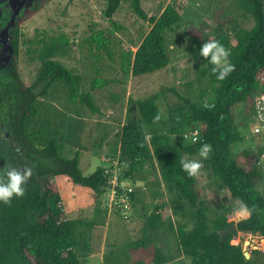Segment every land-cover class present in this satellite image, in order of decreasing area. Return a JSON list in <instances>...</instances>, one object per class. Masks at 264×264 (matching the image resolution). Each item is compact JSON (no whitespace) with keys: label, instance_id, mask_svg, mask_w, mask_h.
<instances>
[{"label":"trees","instance_id":"1","mask_svg":"<svg viewBox=\"0 0 264 264\" xmlns=\"http://www.w3.org/2000/svg\"><path fill=\"white\" fill-rule=\"evenodd\" d=\"M102 1L104 15L113 21L123 0ZM238 3L246 15L254 17L251 29L235 25L230 31L220 26L214 36L202 32L190 34L197 79L206 80L211 89L202 91L200 98L195 99L179 95L182 102L166 106L167 114L157 104L160 93L137 101L139 118H130L122 130L117 157L129 165L132 176L146 167L158 169L167 182L171 208L182 218L178 225L172 218L166 219L164 203L150 215H144L141 237L135 245L131 243V248L154 247L155 254L149 263L137 264L169 263V256L157 244L159 232L167 223L177 251L190 257L192 264H252L243 246L233 244L232 238L238 233L264 238V193L258 190L264 173L255 165L258 154L245 150L236 157L233 153V146L243 141L233 109L264 88V0H238ZM132 6L141 18L149 19L152 27L137 50L128 47L122 51L120 69L127 77L156 74L170 64L168 35L175 31L181 15L173 4L159 17H148L142 0H132ZM13 32L12 44L18 55L23 35L21 23H17ZM96 35L89 39L92 40L89 51L95 45L97 61L102 51L114 60L110 36H105L104 31ZM209 40H218L228 49L229 62L235 66L223 80L212 72L214 65L199 56L200 46ZM69 46L70 40L61 34L43 37L28 47L29 61L38 64L36 78L30 84L21 80L15 60L0 74V127L10 132L9 139L16 145L14 152L24 154L33 166V176L22 185L23 195L13 194L8 203L0 201V264H85L79 255L78 230L82 222L66 217L68 197L77 188L102 194L108 187L109 174L106 167H98L86 175L80 167L79 154L74 158L62 154L61 137L43 138L28 129L29 121L40 116L39 99L48 98L56 85L67 89L68 101L83 104L94 114L101 113L92 92L81 91L78 74L57 59L68 52ZM110 83L95 79L91 87L98 90ZM171 91L176 93L174 89ZM206 98L208 105L204 104ZM196 129L200 132L199 140L185 143V133ZM204 143L211 145V152L204 159L205 169L215 177L220 191H228L246 207L247 218L230 221L228 216L234 211L225 205L223 212L212 218L210 206L196 189L197 175L189 176L182 169L181 161L199 155ZM17 165L0 142V182H6V172L17 169ZM133 197L137 199L136 192Z\"/></svg>","mask_w":264,"mask_h":264},{"label":"rangeland","instance_id":"2","mask_svg":"<svg viewBox=\"0 0 264 264\" xmlns=\"http://www.w3.org/2000/svg\"><path fill=\"white\" fill-rule=\"evenodd\" d=\"M169 4L175 5L181 15L175 31L168 35L170 64L167 69L142 77H127L120 69L122 51L128 47L137 50L152 27L149 19L144 20L135 12L132 0L122 1L113 21L104 15L105 2L102 0H29L26 8L24 7L25 11L20 19L23 33L21 45L19 54L14 53L13 58L17 61V71L23 83H32L38 69L37 63L29 61L28 47H32V44L43 37L53 38L65 34L70 40V46L66 55L58 56L57 59L78 74L81 91L92 92L101 109V113L94 114L85 105L68 101L67 89L63 85H56L48 98L39 99L40 116L29 121L28 129L43 138L51 135L61 137L62 154L67 158H74L79 154L80 167L86 175L92 174L98 167L109 168L105 160L112 156L117 157L125 124L132 117L139 118L137 101L160 93L157 104L167 114L166 106L182 102L179 95L195 99L200 98L202 91L211 89L206 80L197 79L192 60L193 47L189 41L192 32L214 36L220 26L227 30L233 29L235 25L251 29L255 24L254 17L243 12L238 0H142V7L148 17H159ZM1 12L3 9L0 8ZM6 20L0 23V33L4 23L9 21V16ZM99 31L110 36V49L115 53L114 60L102 51V57L97 61L94 57L97 54L95 45L92 52L89 51L92 47H89L92 41L89 39L97 36ZM11 36L13 41V31ZM95 79L109 80L111 83L92 90ZM252 99L237 104L233 109L235 123L238 124L243 138L242 142L233 146L236 157L246 152L245 150L257 151L255 145L258 140L253 134L254 118L251 116ZM205 103L208 105V98ZM0 142L13 160L18 162L17 169L24 166V170H31L28 178L33 176L31 162L24 154L14 152L16 145H13L11 139H5L1 127ZM184 142L187 143V140ZM186 159L202 160V167L196 174V189L202 200L210 206L212 218L223 212L222 205L234 211L228 216L230 221L237 222L248 217V214H238L243 205L239 200L233 199L228 191L218 189L215 177L204 167L203 158L194 155ZM133 175L129 174V177L135 186L137 199H134L135 206L128 220L110 213L104 207L107 198L103 193L92 194L81 188L70 193L66 217L82 222L78 230L81 242L79 255L85 264H88V255L84 254L87 245L95 255L89 264L101 263L100 250L103 241L106 244V264H137L139 261L149 263L155 254L154 247L141 248L138 251L131 248V243L135 245V241L141 237L144 215H150L157 206L164 203V217L172 218L176 225L179 224V219L182 221L171 208L167 182L158 169L146 167ZM258 190L264 193V179L258 185ZM91 223L96 225L93 227ZM159 234L157 244L169 256L170 261L167 264H192L190 257L177 251L168 223ZM246 242L248 243L245 244ZM232 243L241 244L243 248L246 246L252 264H264V238L260 235L238 233L232 238Z\"/></svg>","mask_w":264,"mask_h":264},{"label":"built area","instance_id":"3","mask_svg":"<svg viewBox=\"0 0 264 264\" xmlns=\"http://www.w3.org/2000/svg\"><path fill=\"white\" fill-rule=\"evenodd\" d=\"M253 107L251 116L254 118L253 134L257 138L256 167L264 173V88L261 87L253 97ZM195 136V140L193 137ZM199 130H193L185 133L184 139L196 142L199 140ZM261 149V152L258 149ZM109 168H106L108 177V187L103 190V196L107 198L104 207L110 212L121 215L125 220L129 219V215L133 211V194L135 186L129 177V165L122 162L119 157L109 158L105 160Z\"/></svg>","mask_w":264,"mask_h":264},{"label":"clouds","instance_id":"4","mask_svg":"<svg viewBox=\"0 0 264 264\" xmlns=\"http://www.w3.org/2000/svg\"><path fill=\"white\" fill-rule=\"evenodd\" d=\"M230 52L218 40H209L204 42L199 48V56L206 58V60L214 65L212 72L216 74L218 80H223L233 70L234 65L229 62ZM195 140V136L193 137ZM211 152V145L204 143L199 149V156L207 159ZM181 167L187 172L189 176L196 175L198 170L202 167L201 159L182 160ZM31 170L25 168L23 172L16 168L6 172L7 181L0 182V201L5 203L10 202V198L15 194L21 196L24 193L23 184L26 183ZM248 210L245 206H241L238 214L246 215Z\"/></svg>","mask_w":264,"mask_h":264},{"label":"water","instance_id":"5","mask_svg":"<svg viewBox=\"0 0 264 264\" xmlns=\"http://www.w3.org/2000/svg\"><path fill=\"white\" fill-rule=\"evenodd\" d=\"M28 1L29 0H9L8 7L11 10V20L0 33V45L2 46V51L0 52V66L6 70L11 66L15 53V49L12 44L11 31L15 26L16 18ZM4 132L6 134L5 138H10V132L7 130H4ZM20 170L23 172L24 167L21 166ZM243 250L246 258L250 259V253L247 251L246 246L243 248Z\"/></svg>","mask_w":264,"mask_h":264},{"label":"flooded vegetation","instance_id":"6","mask_svg":"<svg viewBox=\"0 0 264 264\" xmlns=\"http://www.w3.org/2000/svg\"><path fill=\"white\" fill-rule=\"evenodd\" d=\"M29 2V1H28ZM8 4H9V0H0V8L1 9H3V12H1L0 13V23L2 22V21H5L7 18H8V16H9V21L7 22V24L6 23H4V27H3V29L8 25V23L10 22V20H11V10H10V8L8 7ZM26 8V7H25ZM24 11H25V9L23 8L21 11H20V13H19V15H18V17L16 18V23H15V26H14V28L17 26V23H21L20 22V19H21V17H22V15H23V13H24ZM4 14H6V15H4ZM7 21V20H6ZM14 28L12 29V31L14 30ZM2 29V30H3ZM11 31V32H12ZM12 43H13V41H12ZM4 72H6V69L5 68H3L2 66H0V74H4ZM0 82H1V77H0ZM1 129H2V132L4 133V136L6 137V134H5V132H4V128H2L1 127ZM9 139V138H8ZM24 167V166H23ZM21 168V167H20ZM20 170V169H19ZM21 171V170H20Z\"/></svg>","mask_w":264,"mask_h":264},{"label":"crops","instance_id":"7","mask_svg":"<svg viewBox=\"0 0 264 264\" xmlns=\"http://www.w3.org/2000/svg\"><path fill=\"white\" fill-rule=\"evenodd\" d=\"M78 189V188H77ZM77 189L75 190V192L77 191ZM81 189H83V188H81ZM67 211H68V208H67ZM92 212H95V211H92ZM248 214V213H247ZM249 215V214H248ZM75 220H77V219H75ZM81 221V220H80ZM94 224V225H93ZM91 223V225L94 227L95 225H96V223ZM108 237V236H107ZM104 238V237H103ZM105 241H103L102 242V245H101V250H100V255H101V263L100 264H106V262L104 261V254H105ZM86 249V252L84 253V254H87L88 255V261H86V263H90V260H91V258H93L95 255L94 254H92V250L90 249V247H88V248H85ZM138 251V250H137ZM151 261V260H150ZM149 261V262H150Z\"/></svg>","mask_w":264,"mask_h":264},{"label":"bare ground","instance_id":"8","mask_svg":"<svg viewBox=\"0 0 264 264\" xmlns=\"http://www.w3.org/2000/svg\"><path fill=\"white\" fill-rule=\"evenodd\" d=\"M245 244H247V243H245Z\"/></svg>","mask_w":264,"mask_h":264}]
</instances>
